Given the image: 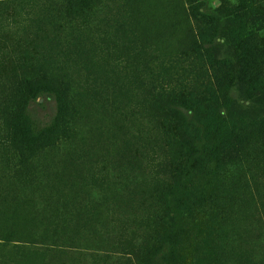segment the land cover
I'll return each mask as SVG.
<instances>
[{"label": "rangeland", "instance_id": "obj_1", "mask_svg": "<svg viewBox=\"0 0 264 264\" xmlns=\"http://www.w3.org/2000/svg\"><path fill=\"white\" fill-rule=\"evenodd\" d=\"M60 3L0 0V117L40 73L61 83L70 114L23 166L0 140V264H264V76L219 89L201 23L174 0ZM208 5L222 21L213 60L235 58L239 37L264 47V0ZM189 96L213 151L196 159L167 108ZM27 110L32 139L55 98Z\"/></svg>", "mask_w": 264, "mask_h": 264}, {"label": "trees", "instance_id": "obj_2", "mask_svg": "<svg viewBox=\"0 0 264 264\" xmlns=\"http://www.w3.org/2000/svg\"><path fill=\"white\" fill-rule=\"evenodd\" d=\"M92 1L95 4L98 0H60L59 8L72 11L88 10ZM174 2L177 14L186 22L189 23V20L193 19L201 23L203 34L199 40L198 50L204 54L209 70H215V73H212V80L219 89L225 84L227 86H232L233 83L247 85V80L252 74L257 78L264 76V47L257 45L254 36L238 38L239 44L236 42L235 48L239 53L235 58L213 60L214 50L217 52L222 47L214 44L213 38L211 40L214 29H220L222 25L218 9L209 7V0H174ZM197 9H200L199 12ZM193 13L198 19L193 17ZM41 94L54 96L55 114L49 124L39 127L31 135L32 139H29L27 133L33 125L27 107ZM193 96H189L186 101L179 104L171 105L168 102L167 107L169 111L175 110L180 116L183 127L189 132V135L186 134L185 138L180 139L186 148L188 159H196V156H205L213 152L209 144L210 128L204 123L206 108H203L200 99ZM68 112L66 93L59 81L41 73L38 77L22 80L20 85L10 93L4 115L0 117V140L8 145L13 154H17L19 165L28 164V158L32 157L33 152L40 146L50 145L59 136L68 132L67 117L70 115Z\"/></svg>", "mask_w": 264, "mask_h": 264}]
</instances>
